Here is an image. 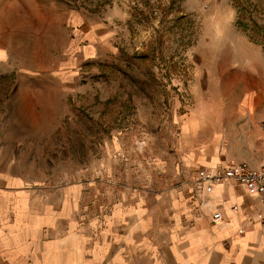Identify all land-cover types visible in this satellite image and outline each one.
<instances>
[{"label": "rangeland", "instance_id": "1", "mask_svg": "<svg viewBox=\"0 0 264 264\" xmlns=\"http://www.w3.org/2000/svg\"><path fill=\"white\" fill-rule=\"evenodd\" d=\"M263 120L264 0H0L13 190L95 186L160 233L199 169L260 162Z\"/></svg>", "mask_w": 264, "mask_h": 264}, {"label": "crops", "instance_id": "2", "mask_svg": "<svg viewBox=\"0 0 264 264\" xmlns=\"http://www.w3.org/2000/svg\"><path fill=\"white\" fill-rule=\"evenodd\" d=\"M12 188L0 175V264H264L261 196L235 183L186 187L160 233L139 201L84 200L95 186L52 201L45 188Z\"/></svg>", "mask_w": 264, "mask_h": 264}, {"label": "built area", "instance_id": "3", "mask_svg": "<svg viewBox=\"0 0 264 264\" xmlns=\"http://www.w3.org/2000/svg\"><path fill=\"white\" fill-rule=\"evenodd\" d=\"M262 147L261 159L258 167L250 165L248 162L232 164L226 168L199 169L192 183L196 192L201 194L205 188H213L218 184L235 183L242 186L248 192L261 196L264 205V122L262 124ZM220 211L213 215L215 221L222 220Z\"/></svg>", "mask_w": 264, "mask_h": 264}, {"label": "bare ground", "instance_id": "4", "mask_svg": "<svg viewBox=\"0 0 264 264\" xmlns=\"http://www.w3.org/2000/svg\"><path fill=\"white\" fill-rule=\"evenodd\" d=\"M259 65H260V62H255V63H254V66H255V67H257V66H259ZM239 83L242 85V84H243V83H242V80L238 82V85H239ZM241 85H239V87H240ZM224 87H225V88H228L227 85H224ZM229 89H230V88H229ZM241 89H242V88H241ZM230 100H231V99H230ZM230 104H231V102L228 103L227 106H230ZM215 161H216V160H215ZM217 162H218V161H217Z\"/></svg>", "mask_w": 264, "mask_h": 264}]
</instances>
